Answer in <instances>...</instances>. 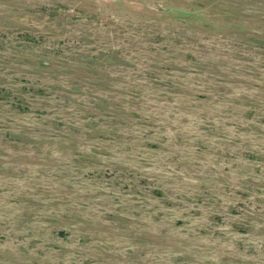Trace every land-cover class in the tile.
<instances>
[{"label": "rangeland", "instance_id": "374dc122", "mask_svg": "<svg viewBox=\"0 0 264 264\" xmlns=\"http://www.w3.org/2000/svg\"><path fill=\"white\" fill-rule=\"evenodd\" d=\"M0 264H264V0H0Z\"/></svg>", "mask_w": 264, "mask_h": 264}]
</instances>
